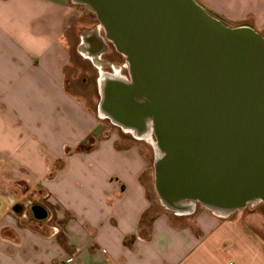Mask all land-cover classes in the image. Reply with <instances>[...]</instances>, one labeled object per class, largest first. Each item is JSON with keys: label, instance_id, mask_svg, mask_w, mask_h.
<instances>
[{"label": "crops", "instance_id": "obj_1", "mask_svg": "<svg viewBox=\"0 0 264 264\" xmlns=\"http://www.w3.org/2000/svg\"><path fill=\"white\" fill-rule=\"evenodd\" d=\"M195 1L264 34V0ZM68 15L59 0H0V264H264L238 215L151 212L144 145L67 86ZM96 43L100 59L99 35L76 51L92 61Z\"/></svg>", "mask_w": 264, "mask_h": 264}, {"label": "water", "instance_id": "obj_2", "mask_svg": "<svg viewBox=\"0 0 264 264\" xmlns=\"http://www.w3.org/2000/svg\"><path fill=\"white\" fill-rule=\"evenodd\" d=\"M70 1L124 59V75L96 79L98 116L152 139L161 205L220 218L264 205V37L195 0Z\"/></svg>", "mask_w": 264, "mask_h": 264}, {"label": "rangeland", "instance_id": "obj_3", "mask_svg": "<svg viewBox=\"0 0 264 264\" xmlns=\"http://www.w3.org/2000/svg\"><path fill=\"white\" fill-rule=\"evenodd\" d=\"M64 3L69 12V21L71 26H67V34L70 38L68 45L71 50V68L72 75L68 73V88L79 97V99L94 113H97V103L99 100V95L97 92L96 79L99 76V72L102 70L104 72H112L113 70H118L121 74H125V69L123 66V57L115 51L114 47L104 40L103 33L99 29L98 22L95 15L86 9L83 5L74 4L70 0H59ZM224 24L234 26L237 24H230L222 21ZM99 35L103 40L102 55L100 59L89 60L80 57L77 53L76 48L79 42V36ZM264 37V34H261ZM81 50V49H80ZM97 65L98 70L94 67ZM101 66V67H100ZM102 122H105L107 128L115 131L119 134H123L129 138H133V141L138 144H143L145 148V154L148 158L150 168L147 171L144 180L146 182L147 196L152 202L151 212L158 210L171 212L166 209L158 200L156 192L153 187V168L152 162L154 158V152L151 144L142 139H135L131 134L125 133L122 129L112 124L108 119L100 118ZM205 209L199 204H196L195 211ZM173 213V212H172ZM240 216L242 223L251 225L259 235V238L264 242V205L261 202H255L248 204L243 210L231 213L229 217ZM224 219V218H223Z\"/></svg>", "mask_w": 264, "mask_h": 264}, {"label": "bare ground", "instance_id": "obj_4", "mask_svg": "<svg viewBox=\"0 0 264 264\" xmlns=\"http://www.w3.org/2000/svg\"><path fill=\"white\" fill-rule=\"evenodd\" d=\"M94 47H95V49L92 50V51H94V54L92 53L94 56L92 55V56H89V57H90V59H93V60L95 59L94 61H96V60H97L96 57H97L98 54L95 53V50L98 49L99 45L96 43V46H94ZM88 53H89V52H88ZM84 54H85V53H84ZM85 55H86V54H85ZM86 56H87V55H86ZM96 62H97V61H96ZM99 73L102 75V76H101L102 78H103V76H109V75H106V74H105L106 72H104V71H102V70H101ZM115 75H117V72H115ZM144 138H145V140L148 141V142H151V141H152V139H151L148 135H145Z\"/></svg>", "mask_w": 264, "mask_h": 264}, {"label": "built area", "instance_id": "obj_5", "mask_svg": "<svg viewBox=\"0 0 264 264\" xmlns=\"http://www.w3.org/2000/svg\"><path fill=\"white\" fill-rule=\"evenodd\" d=\"M229 264H232V263H229Z\"/></svg>", "mask_w": 264, "mask_h": 264}]
</instances>
